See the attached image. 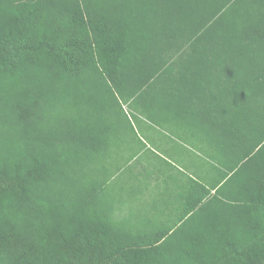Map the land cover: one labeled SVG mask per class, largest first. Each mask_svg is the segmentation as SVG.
<instances>
[{
  "label": "trees",
  "instance_id": "trees-1",
  "mask_svg": "<svg viewBox=\"0 0 264 264\" xmlns=\"http://www.w3.org/2000/svg\"><path fill=\"white\" fill-rule=\"evenodd\" d=\"M165 81L212 178L174 233L127 234L111 134ZM0 264H264V0H0Z\"/></svg>",
  "mask_w": 264,
  "mask_h": 264
},
{
  "label": "crops",
  "instance_id": "crops-1",
  "mask_svg": "<svg viewBox=\"0 0 264 264\" xmlns=\"http://www.w3.org/2000/svg\"><path fill=\"white\" fill-rule=\"evenodd\" d=\"M180 89H189L187 99L181 100L186 103L184 107L174 106L172 93ZM192 89L166 81L151 83L145 87L143 103L136 101L131 108L139 117L133 122L143 124L145 130L137 136L138 146L127 152L133 157L120 171L126 170L127 177L120 183L115 181L117 175L113 178V185L127 194L112 201L115 219L124 233H174L204 193L191 178L204 184L211 181L212 160L208 155L212 147L203 132L204 117L200 126L191 118ZM157 90L166 91L163 99L156 98Z\"/></svg>",
  "mask_w": 264,
  "mask_h": 264
},
{
  "label": "rangeland",
  "instance_id": "rangeland-1",
  "mask_svg": "<svg viewBox=\"0 0 264 264\" xmlns=\"http://www.w3.org/2000/svg\"><path fill=\"white\" fill-rule=\"evenodd\" d=\"M125 109L130 116H132V109L128 105L125 106ZM168 127L169 125L166 124ZM133 130H130L128 126H120L119 130L117 132H113L111 134V144L109 145L110 153H111V161L109 163L110 167L112 168V175L110 177V186H109V193L112 196H114L113 199H117V197L125 196L127 194H122L118 189L116 185H113V178L116 176L115 167H118L120 169L124 168L126 169L127 162L133 157V155H128L127 152L132 148L135 149V147L138 146L139 142H137V136H142L145 128L143 124L141 123H133ZM166 128V127H165ZM148 129V128H147ZM137 131V132H136ZM120 137V138H119ZM122 148V149H119ZM129 153V152H128ZM126 171V170H125ZM123 171L122 173H118L115 177V181L117 183L123 182L125 178L127 177V173ZM115 175V176H114ZM114 176V177H113ZM120 186V185H119Z\"/></svg>",
  "mask_w": 264,
  "mask_h": 264
}]
</instances>
